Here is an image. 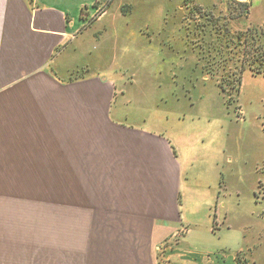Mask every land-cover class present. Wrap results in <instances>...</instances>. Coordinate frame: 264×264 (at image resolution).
I'll use <instances>...</instances> for the list:
<instances>
[{
    "label": "crops",
    "instance_id": "1",
    "mask_svg": "<svg viewBox=\"0 0 264 264\" xmlns=\"http://www.w3.org/2000/svg\"><path fill=\"white\" fill-rule=\"evenodd\" d=\"M249 1L264 27V0ZM114 2L0 0V264H264L262 161L249 190L214 146L199 184L197 144L161 114L129 117L127 57L92 51L124 18ZM245 76L264 88V74Z\"/></svg>",
    "mask_w": 264,
    "mask_h": 264
},
{
    "label": "rangeland",
    "instance_id": "2",
    "mask_svg": "<svg viewBox=\"0 0 264 264\" xmlns=\"http://www.w3.org/2000/svg\"><path fill=\"white\" fill-rule=\"evenodd\" d=\"M119 1L115 0L111 14L124 15V24L120 19L114 25L108 20L113 35L103 44L94 42L92 48L96 52L101 45L108 46L110 57L116 53L119 62L127 57L123 63L129 68H122L123 79L117 83L119 105L126 108L129 117L144 124L161 114L166 119L164 127L177 128L183 140L197 144L196 158L204 153V160L198 158L195 164L199 184L205 182L204 173H209V178L214 175L208 169L212 161L207 162L206 152L216 146L222 150L214 154L225 170L234 166V171L245 173L250 190V170L259 161L256 169H264V88L245 76L239 95L227 99L217 80L201 71L197 55L187 44L196 5L204 8L216 4L225 13V0H130L124 6ZM233 25L242 26L239 22ZM123 44L129 47L126 56H122ZM228 155L242 162L232 165L226 160ZM256 185L252 194L264 198V183ZM241 260L251 264L250 259Z\"/></svg>",
    "mask_w": 264,
    "mask_h": 264
},
{
    "label": "trees",
    "instance_id": "3",
    "mask_svg": "<svg viewBox=\"0 0 264 264\" xmlns=\"http://www.w3.org/2000/svg\"><path fill=\"white\" fill-rule=\"evenodd\" d=\"M225 2V13L216 4L196 5L187 44L197 55L201 71L216 79L229 99L241 92L246 70L264 74V27L249 23L251 1ZM234 22L242 26L235 28ZM243 261L240 258V264H246Z\"/></svg>",
    "mask_w": 264,
    "mask_h": 264
}]
</instances>
